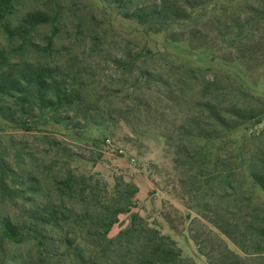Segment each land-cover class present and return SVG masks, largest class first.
<instances>
[{
  "label": "rangeland",
  "instance_id": "1",
  "mask_svg": "<svg viewBox=\"0 0 264 264\" xmlns=\"http://www.w3.org/2000/svg\"><path fill=\"white\" fill-rule=\"evenodd\" d=\"M263 18L264 0H0V70L70 95L0 94V264H76L84 234L66 249L33 215L83 212L82 188L129 205L108 239L137 215L189 263L264 264L244 253L264 193L225 157L264 146ZM233 108L253 119L225 134Z\"/></svg>",
  "mask_w": 264,
  "mask_h": 264
},
{
  "label": "trees",
  "instance_id": "2",
  "mask_svg": "<svg viewBox=\"0 0 264 264\" xmlns=\"http://www.w3.org/2000/svg\"><path fill=\"white\" fill-rule=\"evenodd\" d=\"M262 24L264 29V22ZM13 77L11 70H0V94L8 92L27 93L33 99L43 103L46 109H50L56 104H65L70 96L69 92L62 91L55 82L48 83L47 80L35 73L23 75L19 79ZM22 83L24 88L21 86ZM231 111L233 112L229 111V115L238 122L231 123L230 120L216 119L221 132L225 134L232 133L244 122L253 119L245 117L235 108ZM243 150L236 148L234 151L226 152L227 161L236 162L239 160L237 167L234 162L231 164L234 168L228 170L226 180L238 170L246 169L252 183L264 193V146L256 148L254 151ZM63 183L66 190L73 191L72 177H69ZM126 187L129 188L128 193L125 194L126 199L130 200L136 194V189L133 185H127ZM92 190L91 188H82L78 192L81 199L86 197L85 199L88 198L89 200V196L93 198L92 205L85 206L83 212L76 213L70 210L59 212L51 206V209L33 215V220L36 222L41 221L53 230L60 225L59 223L65 224V228H60V230L61 232L65 230L66 242H61V244L66 249L72 248V244L68 240L70 235L84 234V240H87L84 246L74 247L76 254L73 257L76 264H193L182 260L175 244L147 225L141 224V218L137 215L132 217L131 224L126 230L120 232L115 239H108L110 228L117 223L119 215L127 212L129 205L119 203L121 195H119L118 186L115 187L114 194L120 197L111 199L110 207L106 208L94 201ZM83 201L85 200L83 199ZM250 212V216L247 215V217L253 218L257 223L259 222V226L252 228L258 243H254L249 250H245L248 252L244 253L262 254L264 253V211L253 208ZM256 213L262 218L255 215ZM33 232L37 234L36 228ZM232 255L235 259H238L235 254L232 253ZM66 256H71L68 251Z\"/></svg>",
  "mask_w": 264,
  "mask_h": 264
}]
</instances>
